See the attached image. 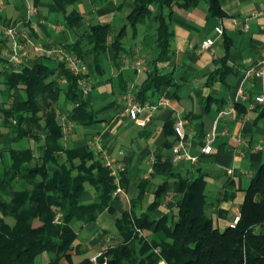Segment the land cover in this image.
<instances>
[{"label":"crops","instance_id":"obj_1","mask_svg":"<svg viewBox=\"0 0 264 264\" xmlns=\"http://www.w3.org/2000/svg\"><path fill=\"white\" fill-rule=\"evenodd\" d=\"M220 4L225 17L213 16L204 0L192 9H174L171 54L156 65L162 74H171L173 82L145 103L138 100L137 93L154 70L160 51L157 25L151 17L136 28L128 26L119 60L114 59L115 51L110 45L100 66L93 54L86 56L85 74L90 86L87 97L97 122L75 126L65 144L68 148L88 146L103 160L114 158L124 166L126 179L124 185L121 183L124 192H114L112 210H105L91 223L73 222L78 233L74 264L85 258L91 260L115 245H104L111 238L120 243L117 220L143 190L139 214L145 212L155 219L165 214L175 218L181 194L174 190L167 192L156 211L149 210L156 191L167 180L173 184L179 177L195 179L205 175L208 214L221 229L231 226L241 215L246 190L264 164V107L255 101L264 93V82L244 78L245 70L260 59L264 48V0H220ZM134 7L135 0H78L63 9L55 0H0V55L10 68L8 58L14 45L4 31L11 26L17 27L19 42L25 44L24 36L28 35L34 44L26 46L24 66L48 61L46 52L62 45L73 46L95 24L110 26V43ZM152 11L153 17L157 8L152 7ZM73 12L83 19L71 24L69 15ZM247 25L249 30L245 29ZM219 27L222 34L217 31ZM208 38L215 40L213 51H202V42ZM162 97L170 101L169 105L159 104ZM132 102L144 107L136 119L128 111ZM10 104L0 84V160L4 167L11 163L10 148L39 146L33 139L19 141L4 126L1 110ZM230 105H235V114L217 122L219 111ZM178 118L186 121L188 151L197 159L172 161V173L157 171V162L164 164L172 157L177 136L167 125ZM213 131L212 151L205 154L202 148ZM95 200V190L87 186L82 201ZM141 233L147 239L154 235L153 230Z\"/></svg>","mask_w":264,"mask_h":264},{"label":"trees","instance_id":"obj_2","mask_svg":"<svg viewBox=\"0 0 264 264\" xmlns=\"http://www.w3.org/2000/svg\"><path fill=\"white\" fill-rule=\"evenodd\" d=\"M203 0H135L127 23L108 43L110 26L95 24L73 46L62 45L82 61L93 54L100 66L103 53L112 46L119 60L127 28L151 17L157 25L159 56L148 74L137 98L145 103L163 86L172 84L171 74H162L157 63L169 59L174 31L171 18L175 8L192 9ZM216 17H225L220 0H204ZM62 9L78 0H55ZM152 7L157 11L153 15ZM71 24L83 18L77 12L69 15ZM48 61L19 68L5 65L0 55V84L11 100L1 110L4 126L21 141L33 139L37 149L9 150L11 163L0 168V264H36L43 253L50 254L46 264H74L78 252V233L74 221L83 224L96 221L105 210H112L114 177L102 157L88 146L68 148L62 118L75 126L97 122L94 109L84 93L80 80L86 74H74L65 61L47 56ZM88 83V82H87ZM174 122H169L175 133ZM175 124V123H174ZM176 135V133H175ZM172 157L157 171L172 173ZM125 173H121L124 185ZM146 183V182H145ZM87 186L95 190L96 200L82 201ZM207 181L201 174L195 179L179 177L173 184L165 181L156 191L150 211H156L169 190L181 194L178 213L155 219L138 213L144 190L125 207L117 226L118 244L109 246L98 258L103 264H264V164L253 175L237 224L218 227L208 214ZM12 219L13 222L8 220ZM153 230L147 239L142 231ZM77 249V250H76ZM67 263H64L63 261ZM77 264H94L85 258Z\"/></svg>","mask_w":264,"mask_h":264},{"label":"built area","instance_id":"obj_3","mask_svg":"<svg viewBox=\"0 0 264 264\" xmlns=\"http://www.w3.org/2000/svg\"><path fill=\"white\" fill-rule=\"evenodd\" d=\"M245 29L249 30V26L247 25ZM263 29H264V25H263ZM217 31L219 34L223 33V29L220 27L217 29ZM4 33L12 40V43L14 45L13 49L9 53V59H10L9 64L13 67L19 68L24 65V58L28 55L27 51L24 50L23 48L24 43H21L17 40V36L19 32L16 26L5 28ZM24 40L25 42H31V38L28 35L24 36ZM214 44H215V40L208 38L202 42L201 50L202 51H205V50L213 51ZM39 47L40 46H36L38 50H42ZM46 56H55L59 60L65 61L68 68L74 74H85L86 64L81 59H78L76 56L67 52V50L63 48L62 46H58L54 50L46 52ZM244 78L246 79L257 78V79H261L264 82V48H263L260 59L256 63H254L251 67L245 70ZM80 84L83 88L84 93L88 95L90 92L89 84L85 80H80ZM129 96L131 97L130 94ZM255 101L264 107V93L257 96L255 98ZM169 103L170 101L165 97H162L159 101L160 105H169ZM143 109H144L143 106L132 102V105L129 106L128 111L131 115V118L136 119L139 112H141ZM235 112H236L235 105H230L227 108L221 109L218 114L217 122L222 118L230 117L234 115ZM63 120H64V131H66L67 127H68V130H71L75 127V124L72 121L66 119L65 117H63ZM185 125H186V121L183 118H178L174 124V130L177 136V143L174 145L172 149V161L173 162H177L178 160H181V159L194 162L197 159L196 157L192 156L188 151L186 135H185ZM214 139H215V132L213 131L207 136L206 144L202 148L203 153L207 154L212 151V148H213L212 143ZM104 163L109 168L110 175L114 177L115 184L117 186L115 190V195L124 192L121 186V173L125 171L124 166L119 164L117 160H115L114 158H109V157H107L104 160ZM239 219H240V216H237L232 226L237 224ZM102 253L103 251L93 256L91 258V261L94 264H99L98 258L99 256H101ZM103 264H107V263L105 262Z\"/></svg>","mask_w":264,"mask_h":264},{"label":"rangeland","instance_id":"obj_4","mask_svg":"<svg viewBox=\"0 0 264 264\" xmlns=\"http://www.w3.org/2000/svg\"><path fill=\"white\" fill-rule=\"evenodd\" d=\"M28 44H31V45H34L33 44V42H26L25 44H24V50H26L27 51V53H28V50H27V45ZM40 49H42V47H39ZM41 51V50H40ZM10 59L8 58V62H10L9 61ZM84 62V61H83ZM85 63V62H84ZM86 64V63H85ZM16 68V67H15ZM62 123H63V126H64V120H63V118H62ZM67 127V126H66ZM75 128V127H74ZM73 128V129H74ZM73 129H71V130H73ZM71 130H68V127L66 128V131H65V133H66V135L68 136V134L71 132ZM5 165L4 164H2V160H0V168L2 169L3 167H4ZM9 222H13V220L12 219H9L8 220ZM119 241L117 240V239H113V238H111L109 241H106L105 242V244L104 245H111V244H117ZM96 255V254H95ZM94 255V256H95ZM50 254L49 253H43V254H41V255H39L38 257H37V259H36V264H44L46 261H48L49 259H50Z\"/></svg>","mask_w":264,"mask_h":264}]
</instances>
